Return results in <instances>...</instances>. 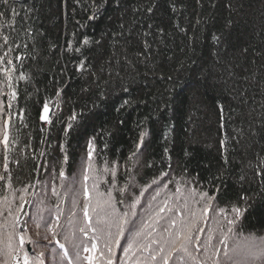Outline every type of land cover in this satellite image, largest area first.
Returning a JSON list of instances; mask_svg holds the SVG:
<instances>
[{
    "label": "trees",
    "instance_id": "obj_1",
    "mask_svg": "<svg viewBox=\"0 0 264 264\" xmlns=\"http://www.w3.org/2000/svg\"><path fill=\"white\" fill-rule=\"evenodd\" d=\"M90 2L100 0L0 2V127L12 112L10 141L19 137L8 161L0 143V173L7 162L19 187L43 178L37 166L67 153L71 175L91 142L101 170V157L119 161V186L128 169L142 183L159 178L138 213L159 190L153 211L170 197L173 209L161 214L162 225L179 223L184 213L189 219L186 201L196 210L211 204L201 241L217 220L264 231V0H149L156 4L151 14L133 13L141 0H123L126 11L107 0L89 20ZM214 35H223L222 46ZM124 100L130 103L122 108ZM44 103L59 106L51 123L40 118ZM137 144L140 166L128 160ZM127 243L126 233L114 248L116 264H163L164 254L153 261L137 248L125 257Z\"/></svg>",
    "mask_w": 264,
    "mask_h": 264
},
{
    "label": "snow or ice",
    "instance_id": "obj_2",
    "mask_svg": "<svg viewBox=\"0 0 264 264\" xmlns=\"http://www.w3.org/2000/svg\"><path fill=\"white\" fill-rule=\"evenodd\" d=\"M0 2L7 5L9 0ZM76 3H83V0H76ZM105 3L107 0H100V3L90 2L88 6L92 9V14L88 19L99 16ZM115 3L127 10L123 0H115ZM197 3L199 4L200 0H197ZM155 7L154 2L141 0L133 7V13L151 14ZM3 39L7 43L8 37ZM213 40L217 45L222 46L224 43L223 35H214ZM88 43L85 39L84 44ZM76 51L79 52L80 49L77 48ZM6 63L11 65L13 61L7 60ZM5 71L11 81V71ZM20 79L24 77L21 76ZM8 87L11 88L12 85L9 84ZM9 97L8 108H11L16 99V92L11 91ZM129 103L124 100L121 107ZM43 113L40 118L51 123L48 119L47 103L43 105ZM4 115L8 118L2 120L0 143L6 153L4 160L8 161L7 153L12 150L10 144H17L19 137H13L10 141L13 113L7 112ZM143 139L142 133L141 142ZM95 151L89 142L86 158H81L79 168L71 175L67 174L65 167L69 161L67 153L62 158H54L51 163L46 161L34 169L39 171L43 178L35 181L30 179L19 187L13 183L9 164H3V172L0 173V264H116L112 252L114 248L121 246V240L125 238L126 233L128 243L123 249L125 257L137 248L152 253L153 261L158 255L164 254L163 264H170V261L172 264H208L213 257L219 260L221 250L214 248L213 242L220 226L219 220L215 222L214 227L208 229L206 239L201 241L204 228L200 225L207 223L204 217L208 216L210 203H206L203 209L196 210L189 209L186 201L184 207L189 213V219L179 223L176 219H170L162 225L161 221L165 220V217L161 214L165 210L171 212L173 209L169 207L170 197L163 207L153 211L152 202L160 196L159 190L147 200L143 214L137 212L145 193L153 185L159 184V178L154 177L142 183L137 180L140 173L132 174L131 169H128L124 175L129 178L123 186H119V161L110 163L101 157L104 165L101 170L93 160ZM143 155L140 145L137 144L136 150L128 160L135 158L134 166H140ZM161 163H168L171 167L170 159L165 160L162 157ZM57 164L60 165L59 168ZM144 166L151 167L152 164ZM160 171L162 176L168 174L163 169ZM106 176L109 178L105 179ZM102 185H106L103 190ZM176 192L179 194L181 189L177 188ZM205 197H208L207 192L201 194L202 200ZM232 211L236 216L241 215L239 208H233ZM219 214L224 215L223 209ZM235 223V219L228 220L229 225ZM157 225H160V239L154 236L157 233ZM142 239L148 242L141 245L139 242ZM101 243L103 249H99ZM220 243L223 244L224 241L221 240ZM154 244L160 245L159 248L153 250ZM136 264L141 262L137 260Z\"/></svg>",
    "mask_w": 264,
    "mask_h": 264
},
{
    "label": "clouds",
    "instance_id": "obj_3",
    "mask_svg": "<svg viewBox=\"0 0 264 264\" xmlns=\"http://www.w3.org/2000/svg\"><path fill=\"white\" fill-rule=\"evenodd\" d=\"M214 248L222 250L219 260L213 257L211 264H264V231L220 222Z\"/></svg>",
    "mask_w": 264,
    "mask_h": 264
},
{
    "label": "rangeland",
    "instance_id": "obj_4",
    "mask_svg": "<svg viewBox=\"0 0 264 264\" xmlns=\"http://www.w3.org/2000/svg\"><path fill=\"white\" fill-rule=\"evenodd\" d=\"M49 106V110L52 112V109H53V114L52 115H56L58 112H59V106H58V104H55L54 106H52V105H48ZM55 109V110H54ZM2 139V138H1ZM166 186H168V184H165ZM166 188V187H165ZM147 198V197H146ZM182 218H183V220H187L188 218H187V215L184 213L183 215H182ZM113 252H114V249H113ZM112 252V255L114 254Z\"/></svg>",
    "mask_w": 264,
    "mask_h": 264
}]
</instances>
